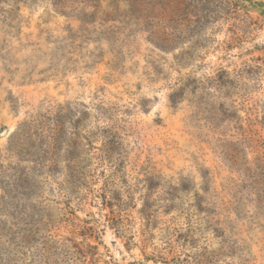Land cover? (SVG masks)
I'll list each match as a JSON object with an SVG mask.
<instances>
[{"label": "rangeland", "instance_id": "1", "mask_svg": "<svg viewBox=\"0 0 264 264\" xmlns=\"http://www.w3.org/2000/svg\"><path fill=\"white\" fill-rule=\"evenodd\" d=\"M234 1L239 17L228 22L151 14L149 23L193 29L165 53L130 26L148 20L130 17L124 1H100L97 21L84 25L54 0H0V264H30L48 217L102 215L90 198L80 205L71 182L86 159L93 173L109 167L100 153L111 130L135 193L123 215L136 229L146 194L136 178L150 171L162 177L154 204L172 205L156 215H214L238 247L234 264H264V188L247 170L264 165V0ZM114 15L127 16L106 20ZM57 114L65 142L44 165L37 144ZM33 120L38 135L19 129ZM101 229L99 264H162Z\"/></svg>", "mask_w": 264, "mask_h": 264}, {"label": "trees", "instance_id": "2", "mask_svg": "<svg viewBox=\"0 0 264 264\" xmlns=\"http://www.w3.org/2000/svg\"><path fill=\"white\" fill-rule=\"evenodd\" d=\"M68 1L82 6L66 11L63 6ZM100 1L102 0H54V3L62 13L75 15L82 24L89 25L97 21L95 17L97 12L93 8H96ZM120 1H124L130 7V17H135L136 20L145 18L148 20L145 25L138 21L130 25L134 27V31L146 34L147 41L165 53L174 52L184 43L182 40L179 41L180 35L185 32L190 33L193 29L191 30L189 25L183 29L181 25L166 27L158 23H149V20H155L156 17L151 14L161 11L165 17L169 15L182 17L190 23L193 17H198L200 21L228 22L236 19V16L239 17L238 11L241 8L234 0H194L192 7L187 0H110L109 5H114L115 9H118ZM199 1L203 4L199 5ZM122 16L114 15L106 20L115 21L118 18L126 20L127 15ZM240 27L251 28L249 25ZM240 27H237L239 31ZM61 117L60 114L48 116L47 122L44 121V124L51 123L52 127L48 137L39 134L41 137L37 150L40 152V158L37 162L45 165L44 162L51 160L55 151L65 142ZM37 122L35 120L25 122L19 129L26 133L34 130L31 135H38ZM74 127L76 128L77 125ZM108 134L109 141H106L101 148L100 159L108 162L109 167L93 173L90 160L86 159L85 165L79 164L75 170L72 176L74 180L71 182L72 192L80 195V205L90 198L91 204H97L102 215L98 217L87 215L85 218L78 215H62L56 219L48 217L43 223L44 234L40 238L41 242L31 252L30 264H99L101 261L99 247L103 244L101 226L105 225L114 231L116 237L125 241L127 249L141 245L142 254L147 261L162 264H234L231 260L238 255V247L235 241L229 240L221 227V221L214 215H205L196 219L184 215H170L167 218L165 217L168 215H156L160 207H164V212H167L172 205L169 204L171 199H165L163 205L154 204V191L162 177L150 171H145L143 179L136 178L137 183L145 184L146 190L145 204L141 210L143 215H139V226L136 229L137 222L132 216L123 215L132 207L135 200L134 188L125 170L126 152L122 149L123 143L116 136L117 132L111 130ZM76 156L81 158L79 155ZM52 160L57 162L56 157ZM256 168L247 170L257 177L256 180H262L260 186L264 188V165H258ZM100 182L102 184L99 187L93 185ZM107 208L110 209L109 213H104ZM59 225H65L68 234L52 232ZM211 237L219 242L218 247H214ZM27 238L28 236L23 240L26 242ZM148 249L149 254L146 253ZM239 258L244 263L245 259L240 256Z\"/></svg>", "mask_w": 264, "mask_h": 264}]
</instances>
